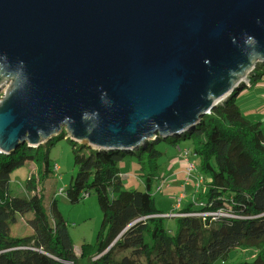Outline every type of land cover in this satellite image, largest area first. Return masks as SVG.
Segmentation results:
<instances>
[{
  "label": "water",
  "instance_id": "obj_1",
  "mask_svg": "<svg viewBox=\"0 0 264 264\" xmlns=\"http://www.w3.org/2000/svg\"><path fill=\"white\" fill-rule=\"evenodd\" d=\"M264 65V0H0V153L64 128L134 153L192 131Z\"/></svg>",
  "mask_w": 264,
  "mask_h": 264
},
{
  "label": "trees",
  "instance_id": "obj_2",
  "mask_svg": "<svg viewBox=\"0 0 264 264\" xmlns=\"http://www.w3.org/2000/svg\"><path fill=\"white\" fill-rule=\"evenodd\" d=\"M260 69L258 65L251 74L254 83L249 78L250 90L264 77ZM241 88L192 131L155 138L134 153L76 144L65 128L38 148L24 144L11 154L0 153V264H80L69 223L58 208L60 194L71 205L90 194L97 197L103 221L95 245L82 246L79 258L85 264H224L230 252L238 250L254 251L239 264H264V125L243 114L238 103ZM54 138L73 145L77 173L47 205L45 184L59 171L50 159ZM181 140L188 143L182 161L195 163L192 178L199 175L203 184L194 183L187 207L182 206L185 193L178 199L171 213L176 221L173 234L156 208L154 190L163 194L168 185L159 173V148L163 143L181 148ZM129 156L137 160L145 191L124 188L119 163ZM28 163L37 165L38 174L27 180L23 195H13L11 175ZM183 174L187 177L186 167ZM28 213L33 215L32 234L15 237L18 216Z\"/></svg>",
  "mask_w": 264,
  "mask_h": 264
},
{
  "label": "rangeland",
  "instance_id": "obj_3",
  "mask_svg": "<svg viewBox=\"0 0 264 264\" xmlns=\"http://www.w3.org/2000/svg\"><path fill=\"white\" fill-rule=\"evenodd\" d=\"M259 65L261 66V69L258 70V74H263L264 65ZM250 77L251 82L254 83V78H252V75ZM240 86L242 88L239 90L244 91L245 95L252 94L249 97H243L238 100L243 114L246 115L249 120L261 122L264 125V77L259 82V85H256L253 90H250L248 88L251 86V83H249L248 81L243 82ZM10 87L11 82H9V84H7L5 88L0 90V102L9 91ZM51 143L54 144L53 146H49V148H51V164H57L59 166V171H54V174L51 176L50 180L45 184V203L47 205L50 198H52L59 192H62V189H65L69 186L72 179L76 176L77 173V169L74 166L73 145L67 140H60L57 138H54ZM180 147L181 148H173L172 146H168L163 143V145H161V147L159 148L163 152V155L159 160V173L162 176H173L172 173L174 172V170L178 169L175 168L174 170H171L175 163L177 165H180L181 162L179 158L186 150V147L188 148V143L181 140ZM187 166V163H183L184 173L185 167ZM119 169L124 179L123 183L126 190L145 191L143 178L140 176V167L137 163L136 158L131 156L124 158L119 163ZM37 174V165L34 163H28L23 167L15 170L11 175V193L13 195H23L25 193L24 187L26 186L27 180L34 175L37 176ZM180 178L178 179L176 177H173V179H171L170 181L168 180L169 185H171L172 188H176L178 192H174L173 189L171 192H167L164 189V194H160L155 193L154 190L156 208L164 213V226L169 232L173 234L176 232V221L173 218L174 215L171 216V213L175 211V205L178 203L179 195L181 193H187L188 197L190 196V200L192 201L191 196L193 194L190 193L189 188L185 189L186 191L184 189H179L182 183V180L180 181ZM186 178L187 177H184V179ZM154 189H156V187ZM57 200L58 208L62 217L67 223H69L68 230L73 240L74 250L76 255L78 256V261L80 262V264H85L86 261L80 260L79 258L82 251V246L95 245L103 221V214L97 201V197L94 194H90L89 197L82 200L77 205H71L69 200L62 194L57 195ZM189 203L190 201L187 198L183 201L182 206H188ZM194 216L202 217L203 215L197 214ZM32 218V213H28L24 216H18L17 223L15 226H13L15 237H25L32 234L33 231L29 224V221ZM253 252L254 251L251 250V253ZM251 253H247V251L245 250L232 251L229 254L228 260H226L224 264L242 263L247 259H251L249 257L251 256ZM215 264H222V261L219 260Z\"/></svg>",
  "mask_w": 264,
  "mask_h": 264
},
{
  "label": "crops",
  "instance_id": "obj_4",
  "mask_svg": "<svg viewBox=\"0 0 264 264\" xmlns=\"http://www.w3.org/2000/svg\"><path fill=\"white\" fill-rule=\"evenodd\" d=\"M251 90H253V89H251ZM250 95H252V94H242V95H240L239 96V98H243V97H249ZM253 112V111H252ZM180 165H177L176 163L174 164V166L172 167V169L171 170H174L175 168H178L177 170H174V172L172 173V175L173 176H168V177H164L165 178V180H167V182H168V185H167V189H166V191L167 192H171L172 191V189H173V191L174 192H178V190L176 189V188H172L171 187V185H169V181L171 180V179H173V177H176V178H180V181L182 182L181 183V185H180V188L179 189H181V190H183L184 188L183 187H185L186 189L187 188H189L190 190V193L192 194L193 193V195H194V183L196 182V179L195 178H197L199 175H195V178H192V180H191V182L189 183V184H187V185H185L184 186V184H185V179H184V174H183V172H184V168H183V161H182V156H180ZM169 180V181H168ZM185 190V189H184ZM186 191V190H185ZM165 192V191H164ZM164 192H163V194H164ZM185 196H186V198H185V200L188 198V200L190 201V196L188 197V194L186 193L185 194ZM181 197H183V194L181 193L180 195H179V198H181ZM192 198H193V196H191Z\"/></svg>",
  "mask_w": 264,
  "mask_h": 264
},
{
  "label": "built area",
  "instance_id": "obj_5",
  "mask_svg": "<svg viewBox=\"0 0 264 264\" xmlns=\"http://www.w3.org/2000/svg\"><path fill=\"white\" fill-rule=\"evenodd\" d=\"M185 163L188 164V166L186 167V176H187V178H186V183L189 184V182H190V178H192L193 173H194V171H195V169H196V166H195V163L192 162V161H191L190 159H188V158L185 159ZM56 170H58L57 167H56ZM196 182H197L198 185L203 184V178H198V177H197V178H196Z\"/></svg>",
  "mask_w": 264,
  "mask_h": 264
}]
</instances>
